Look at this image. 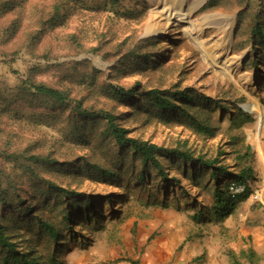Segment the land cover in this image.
Masks as SVG:
<instances>
[{"label":"rangeland","instance_id":"374dc122","mask_svg":"<svg viewBox=\"0 0 264 264\" xmlns=\"http://www.w3.org/2000/svg\"><path fill=\"white\" fill-rule=\"evenodd\" d=\"M153 2L0 0V220L14 228L18 250L32 251L43 264H113L141 258L152 241L166 236L181 244L178 250L199 239H231L228 234L222 237L221 219L205 210L210 197L180 172L175 176L191 197L202 193L196 201L174 182L150 177L141 182V166L130 159L118 166L116 147L103 139L104 124L84 123L74 111L22 88L30 79L68 91L85 109L118 117L132 137L167 148L187 141L209 157L224 151L233 173L243 163L251 165L253 149L243 128L264 116V67L256 63L264 45L252 34L256 26L264 30V0H205L190 14L192 29L169 19L177 1ZM196 2L186 0L182 13L187 15ZM216 15L228 16L234 24L229 44L216 35V26L207 24V17ZM218 56L221 64H232L229 72L216 65ZM254 75L257 82L252 85ZM114 87L141 92L119 102L111 94ZM153 88L195 90L211 98L207 113L198 116L209 123L214 136L181 122L174 113H167L165 120L144 96ZM237 108L246 115H239ZM246 149L249 156L236 169L237 153ZM48 160L57 164L49 165ZM84 162L110 170L118 167L121 174L114 180L98 173L85 175L79 168ZM50 184L86 194L92 205L71 207L72 229L57 223L63 236L46 248L44 239L29 243L31 236L16 227L24 222L19 213L25 206L33 212L40 208L47 218L55 215L58 222L66 201L58 200ZM6 254L0 248V264Z\"/></svg>","mask_w":264,"mask_h":264},{"label":"trees","instance_id":"16d2710c","mask_svg":"<svg viewBox=\"0 0 264 264\" xmlns=\"http://www.w3.org/2000/svg\"><path fill=\"white\" fill-rule=\"evenodd\" d=\"M213 2H215V0H213ZM58 10V7H55L56 13ZM252 34L260 39L264 45V30L262 27L256 26ZM257 62L261 63L258 67H264V55L258 56L256 63ZM22 88L23 91H26L30 95L32 94V96L50 99L54 104L60 105L66 110L74 111L76 116L80 117L84 123H88L89 120H96L97 123L104 124L105 129L102 133L103 139H110L116 147V163L118 166L124 167L127 165L128 159H130L135 164H139L141 169L137 178L141 182H145L148 177L159 178L162 183L174 182L173 185L181 188L184 196L191 197L175 176L177 172H180L182 177L185 180H189L194 188L206 192V195L210 197V205L209 207L208 205H204L206 208L205 210L214 214L218 219L225 218L236 208L237 198L229 189L230 183L232 181L245 183L253 178L251 165H244V163L237 173L231 172L230 170H232V168L225 163V156L228 153L224 151H220V153L214 157H209L206 152H199L189 146L187 141L178 143L174 147L167 148L147 140L132 137L129 133V129L118 123V117L110 112L89 111L85 109L83 103L73 100L68 91L45 84H37L30 79H25L22 82ZM140 92L141 90H137L135 87L128 90L123 87H114L111 94L117 98L119 102H126V100L133 98L137 94H140ZM144 96L148 97L150 108L161 112L165 120L168 118L167 113H174L181 118V122H188L191 126L196 127L199 132L214 136L215 133L213 129H211L209 123L203 121L198 116H204L205 113H207V104L213 103L211 98L199 95L195 90L172 93L168 90L161 91L155 88L145 92ZM19 98L20 96L17 98L14 97L13 99ZM4 99L6 98L4 97ZM237 110L239 111V115H246L240 108H237ZM76 137L81 143L86 142L83 137ZM248 152V149H246L243 154L240 152L237 153L236 159L238 161L235 164L236 169H238L237 167L240 164L239 161L241 162L243 159L246 160L248 158ZM36 160L38 159L36 158ZM48 164L57 163L48 160ZM182 165L185 166V169L180 170ZM79 168L85 175L98 173L104 179L114 180L121 174L118 171V167L110 170L96 163L84 162V167L80 166ZM153 173H156V175H153ZM228 175L230 177H227ZM49 188L55 196H58V200L61 202L66 201L65 206L62 207L59 213L60 219L58 222L54 221V219L56 220L55 215L54 218H47L40 215V208L33 212V207L25 206L19 213V216L24 217V222L22 225L20 224L19 227H16V229H22L31 236V238L26 240L29 243L35 242L39 244L44 239L46 241V248L52 243H56L59 237L63 236V231L59 229L57 223L64 227L67 226L65 228L66 230L72 229L70 225L73 214L70 210L71 207L85 208L92 205L91 198L86 194L69 191L53 184H50ZM200 196H202V193L199 191L197 195L191 198L193 201H196ZM80 197L82 199H79L77 204L72 202L73 200H78ZM44 198L45 197L42 196L37 200L42 201ZM51 199L53 200L54 198ZM34 202L37 201L34 200ZM203 212L202 210L198 216H201ZM12 232H15L14 228L4 224L3 221L0 220V248L7 251L2 262L4 264H43L32 251L27 250L21 252L18 250V238L14 237L15 235H13ZM64 241L65 240H63V242ZM249 255H253V251H242L240 253L241 258H247ZM233 257L236 258L235 255H233ZM51 261L54 263L56 262L55 255L51 257ZM235 264H242V262H239L236 258Z\"/></svg>","mask_w":264,"mask_h":264},{"label":"crops","instance_id":"0c3cea01","mask_svg":"<svg viewBox=\"0 0 264 264\" xmlns=\"http://www.w3.org/2000/svg\"><path fill=\"white\" fill-rule=\"evenodd\" d=\"M243 131L246 143L253 149L250 163L253 178L247 182L264 195V116L258 117L254 124H248ZM219 226L222 237L227 234L231 237L228 242L199 239L178 250L181 244L173 236H166L152 241L141 258L119 260L113 264H235L236 258L242 263L264 264V205L246 195L237 200L236 208L220 220ZM250 250L253 255L240 257L242 251Z\"/></svg>","mask_w":264,"mask_h":264},{"label":"bare ground","instance_id":"6f19581e","mask_svg":"<svg viewBox=\"0 0 264 264\" xmlns=\"http://www.w3.org/2000/svg\"><path fill=\"white\" fill-rule=\"evenodd\" d=\"M177 1L176 3L173 4V8L168 12V17L170 20H174V21H178L181 23H184L188 26V29H192V25L193 23H191L190 20V14L197 10L202 3L205 0H197V2L195 4H192L191 6V11L187 14L184 15L182 13V8H183V4L186 2V0H175ZM160 3V0H154L153 5H157ZM208 22L207 24L209 26H216L217 27V36L220 35V37H222V40H225L224 42L229 44L230 39H231V35L233 33V28H234V24L232 22H229V17L228 16H223V15H216V16H208ZM206 19V18H204ZM195 23H197L195 21ZM200 23V21H199ZM221 40V42H222ZM220 56L216 57V65H220L221 61L220 60ZM232 66L231 63H229L228 61H224L220 68H224V70H226V72H229L231 69L230 67ZM257 82V76L254 75L253 78H251V80H249L250 84H256Z\"/></svg>","mask_w":264,"mask_h":264},{"label":"built area","instance_id":"2783aa9c","mask_svg":"<svg viewBox=\"0 0 264 264\" xmlns=\"http://www.w3.org/2000/svg\"><path fill=\"white\" fill-rule=\"evenodd\" d=\"M229 189L235 197L248 194L255 202H260L264 205V195H262L260 190L255 189L250 182L239 183L232 181Z\"/></svg>","mask_w":264,"mask_h":264}]
</instances>
